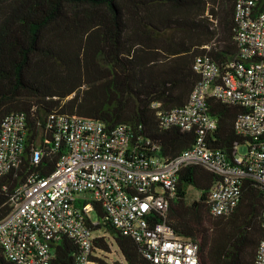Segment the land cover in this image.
Segmentation results:
<instances>
[{"label":"trees","instance_id":"obj_1","mask_svg":"<svg viewBox=\"0 0 264 264\" xmlns=\"http://www.w3.org/2000/svg\"><path fill=\"white\" fill-rule=\"evenodd\" d=\"M236 1L0 0V127L10 113L27 117L20 165L0 177V219L11 211L10 195L30 174L47 176L58 165L62 150L51 149L53 135L46 128L52 113L97 119L107 129L129 125L134 140L150 139L165 156L190 148L195 132L164 127L157 110L186 104L200 79L193 68L196 56L207 53L224 68L236 54ZM256 10L264 11V0L256 1ZM209 105L218 121L212 146L232 157L234 145L247 140L234 126L244 108L215 98ZM37 148L42 153L34 162ZM219 180L203 166L184 167L167 222L199 243L201 264H255L264 237V187L246 179L237 206L214 216L209 196ZM190 187L199 192L194 199ZM94 212L97 223H88L99 233L95 248L110 253L115 244L125 263L114 264H154L111 224L99 203ZM51 250V264H79L74 239L62 236ZM103 257L99 264H111ZM0 264H16L1 243Z\"/></svg>","mask_w":264,"mask_h":264},{"label":"built area","instance_id":"obj_2","mask_svg":"<svg viewBox=\"0 0 264 264\" xmlns=\"http://www.w3.org/2000/svg\"><path fill=\"white\" fill-rule=\"evenodd\" d=\"M256 1H236L237 51L224 68L207 53L199 54L193 68L200 79L186 104L157 110L164 127L195 132L190 148L165 156L150 139L134 140L129 125L107 129L93 118L49 115L46 128L53 135L51 149L62 150V155L52 173L30 174L10 195L11 211L0 219V243L9 260L51 264L52 244L67 236L79 247V264H99L107 253L95 248L96 234L88 223V219L97 223L92 212L99 203L111 224L134 239L154 264H201L199 243L181 237L167 222L180 171L200 165L220 176L209 196L214 216L228 214L237 206L246 179L264 187V11L256 10ZM211 98L244 108L234 126L247 138L246 154L238 155L239 143L232 157L212 146L218 121L210 112ZM26 134L24 113L5 116L0 127V177L20 165ZM41 153L40 148L33 151L34 162ZM255 264H264V237Z\"/></svg>","mask_w":264,"mask_h":264},{"label":"rangeland","instance_id":"obj_3","mask_svg":"<svg viewBox=\"0 0 264 264\" xmlns=\"http://www.w3.org/2000/svg\"><path fill=\"white\" fill-rule=\"evenodd\" d=\"M247 151H248L247 145L245 143H241L239 146L238 155L242 156V155L246 154ZM189 193H190V195H189L190 198L194 199L195 197H197V193H199V192L198 191L196 192V190H194L193 187H190ZM92 216H93L95 221H98V215L96 212H92ZM96 235H99V233H96ZM105 256H106L108 262H110L111 264H114L116 261L121 262V263H125V260L122 256V254L120 253L119 249L117 248V246L115 244H113V246H112V251L110 253H107Z\"/></svg>","mask_w":264,"mask_h":264}]
</instances>
